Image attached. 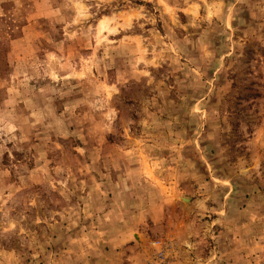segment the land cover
Instances as JSON below:
<instances>
[{"label":"rangeland","instance_id":"obj_1","mask_svg":"<svg viewBox=\"0 0 264 264\" xmlns=\"http://www.w3.org/2000/svg\"><path fill=\"white\" fill-rule=\"evenodd\" d=\"M0 264H264V0H0Z\"/></svg>","mask_w":264,"mask_h":264},{"label":"trees","instance_id":"obj_2","mask_svg":"<svg viewBox=\"0 0 264 264\" xmlns=\"http://www.w3.org/2000/svg\"><path fill=\"white\" fill-rule=\"evenodd\" d=\"M4 52L0 48V77H2L8 70V64L4 62Z\"/></svg>","mask_w":264,"mask_h":264}]
</instances>
